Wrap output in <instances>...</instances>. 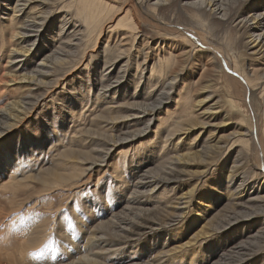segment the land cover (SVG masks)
<instances>
[{"label": "rangeland", "instance_id": "1", "mask_svg": "<svg viewBox=\"0 0 264 264\" xmlns=\"http://www.w3.org/2000/svg\"><path fill=\"white\" fill-rule=\"evenodd\" d=\"M14 1L15 0L0 1V88H2V86L4 88L6 87L5 90L4 88L0 89V106L3 105L12 94L17 92L16 86H13V83L15 85V81L6 83L9 81L7 79H10V77L14 80L15 78L11 76V74L7 76L3 73L11 68L10 59L8 58L11 51L8 50L10 47H8L7 44L14 45L13 38L15 35L13 37L9 36L11 29L7 26L8 22L5 17L12 14L13 11L7 6L13 5ZM50 1L51 0H47L49 3ZM58 1L59 4H57ZM181 1L184 0H176V7L166 8V4L159 6V9H155V13L162 14L168 18L166 20L174 25V27H172L174 29H176V26H182L196 32L202 41L213 45L220 51L224 59H227L228 67L235 69L245 78L248 76L251 79L260 80L261 85L264 86V69H262L264 65H255L257 63L256 61H263L262 58L264 57V53L263 56L261 53L259 54L261 55L260 57L256 55L257 57L253 58V56L250 55L251 53H248L251 50L248 49L244 43L245 38H247L244 36L245 34H243L244 27L238 28L234 25L241 17L250 19L248 16L249 13L264 8V1L241 0L233 5V10L231 13H228L229 17L226 20H221L220 18L212 16L208 11L202 12L197 5H183ZM55 2L50 14H47L48 17L45 22L46 26L49 28V32L42 35L40 38L42 42L37 43V47L33 46V48H38L40 50L39 56L34 57V60L31 61L28 59L33 53L27 57H23L25 58V63L29 62L26 66V70L39 68L41 66L38 64L39 62H46L43 57L47 53H54V50L57 49L56 46L59 41V36L56 35L55 32L59 29L60 24H64L61 18L69 19L72 16L70 19H74L73 21L77 24H79V21L82 24L88 22V19H84L79 12H76L74 4L68 3L72 2V0H56ZM36 3H38V0H32L29 4L33 5ZM112 3H114L113 5L116 10L114 15L111 16V19L114 17L117 18L120 13L123 14L122 11L124 6H129L131 0H114ZM255 3L259 4H257L256 7L251 6V4ZM148 22L144 21L142 18H135V22L132 23L135 26L132 28L135 38L133 37V40H129V44L127 43L126 46L128 48L126 50L124 49V55H122L123 57L115 64L112 73L110 72L111 75H108V72L112 69V66L108 69L107 65L113 61L112 59L115 58L116 52H109V59L107 58L105 61V58L101 59L99 55L96 54V50H101L104 44L111 43V38L107 41V37L114 33V31H109L110 25L113 24L109 21L107 23L109 27L106 26L102 31L97 29L99 32L96 36L95 34L89 33L87 29L85 31L88 33L85 34L83 30L79 35V44L71 45V47L75 46L73 51L75 53L68 58L71 60L61 64L63 65L62 69L64 68V70L67 71H65V73H63L64 70L59 71L63 74H60L57 81H54L55 83L53 86L47 89L48 92L43 96L44 99L39 97L35 105L36 107L30 111V114L23 117L21 120L22 123L20 121L15 122L13 124L15 127L11 128V131L8 132L7 136L16 133L14 137L10 136L12 140H7V142L11 143L12 147L15 140L19 138V131L17 128H22L27 132H31L34 139L41 133L45 134L47 131L48 134L51 135L49 138L44 139L41 144L36 145L38 148L32 151H29V148V153L20 157L22 158V165H19L16 171L12 170L17 182L13 183L11 188L3 190V192L0 191L1 247H6V249L10 248L13 243L15 244L16 238L21 237L30 230L32 232V229L35 227H39V230L42 228L41 233L43 232L42 234L45 235L44 240H42L43 242L40 241L42 243L36 246L32 245L30 250L22 254L23 261L27 262V264H64L69 261L70 258L74 257L73 255L76 252L74 250L77 246L84 245L86 237L91 229L99 227L100 232H109V224L102 221L108 220L111 215L110 212L113 209H116V211L119 210L121 204H123L122 198L129 195L130 189H128V187L124 188L123 182L128 180L129 184L134 183L138 179L139 174L143 172L144 168H151L152 170L149 169L151 172L156 171L157 168H155L153 163L156 155L161 151L167 152L176 142L177 138H173V140L171 139L170 142L168 141L165 147H163L162 140L159 141L158 136L160 133H162V135L165 134L163 129H166L165 126L175 112H181V105H183L184 108L191 107L194 111L199 107H205L206 102L211 106L215 100L217 101L216 105L222 104L221 112L227 113L226 115H228L230 119L228 118L229 120L225 122L226 120L224 119H226V117H221L218 113H214L213 115H216L214 117L210 116L212 123L221 126L220 132L222 134H220V140H228L231 137L228 135V132L232 129H236V124H240L244 128H249L253 125L252 113L246 101L247 99H245L244 93H242V88L239 87L238 84H235L231 77L224 75V73L228 72L225 70L219 72L213 60H209L207 63V54H196L195 51H188L190 42L186 40L187 37L183 31L176 34H163L153 27L154 23ZM118 29L119 28H116V30ZM174 29L171 32H175L176 30ZM141 39L144 40L146 47L142 45V41V46L139 44ZM36 42H38V39L35 40L34 43L36 44ZM21 44H23V42ZM15 46L19 47L18 44H15ZM136 46H139L140 50L137 51ZM17 55H12L15 56L12 59L21 57ZM156 55L160 57L162 55L169 56L170 60L176 58L178 63H173V65L181 67V70L177 73L174 79L175 81H172V91L169 95V99H163L161 105L154 109L148 127L144 128V133L136 136L132 140H128L126 143H122L119 147H110L111 159L100 161V164L104 165L98 166V170L95 168L89 179H86L85 173L82 174L81 177L77 176L70 182L62 183L57 187L48 185V188H44L42 185L44 179L46 178V180H48L53 178L52 173L47 172L53 167L54 158L57 157V153L65 147L67 149L87 150L85 147L88 146L86 145L88 144L86 143L88 134L84 132L87 130L85 127L95 132L98 131L97 126L100 125V123L101 125L105 123L99 121H97L99 123H94L93 115L95 112L93 111H97L96 109H100L107 105V100L105 99L106 97L101 87L111 79H114V76L120 74L122 69L128 68H126L127 71H125L126 74L123 77L125 85L122 87L127 94H114L113 98L109 95L107 98L110 100L112 99L111 103H113L114 108L109 113H105V110H99L98 113L103 116H101V118H106L108 115L127 116L131 113V109L128 108L129 106L139 107V105H146L141 102L148 103L153 101L155 97H158L162 93L163 88L165 89L167 83L170 81L167 72L165 73L163 71V73H160V70L155 69L153 79L157 80V85L149 87L152 91L150 98L146 99L143 97L148 89L147 86L143 88L141 83H136L138 80L137 77L140 76L142 70L146 75L150 73V66L152 62L155 61ZM237 56L241 63L238 62ZM142 59L147 61L146 67L144 68ZM124 62V66H122L117 73L119 66ZM139 65L141 66L139 67ZM207 66H210L217 74H212V71L206 69ZM200 73L201 77H199ZM157 75L159 76L157 77ZM164 76L168 77L164 79ZM254 79L252 83L256 82ZM238 80L240 79L238 78ZM209 82L211 83L209 84ZM151 88H153V90ZM158 88H160V90ZM11 90L12 92H10ZM255 90L258 93L254 95L255 98H252V105H255L256 110H254V115L258 121V133L263 143L262 145H264V93L262 95L259 93L260 88ZM138 92L140 94L136 96ZM177 93L183 94L181 99L182 102L179 103L180 105L178 104V106ZM106 95L108 94L106 93ZM81 99L82 102H79ZM229 102H231V104H228ZM139 109L141 108L139 107ZM209 110L212 111L210 108ZM1 111L2 110H0V112ZM200 111L199 109L196 110L193 115V123H199V125L188 128V133L182 135L181 141L176 144V149L179 147H185L187 149L190 141L194 142L192 147L196 149V147H198L196 144L199 139L201 142V135L203 133L194 140L193 138L198 131L206 133L210 128L205 125V128L202 129L201 126H203L204 120L200 121L201 119L198 120L196 116V113H200ZM176 114L180 115V113ZM148 116H151V114ZM7 121L8 122H5V124L11 123L12 120ZM159 123L161 124L158 128L157 125ZM142 125H144L143 122H137L129 123L126 126L128 129H133ZM98 128L101 129V127ZM121 130H125L124 127L120 129H106L103 133L105 135L117 134L118 136H123L120 132ZM153 130L155 132H153ZM91 136L95 137L98 143L102 142L104 145L107 144L103 142L106 140L103 135L99 138L93 134L90 135V137ZM1 141L2 140H0V143ZM250 147L251 144L247 141L244 143L243 152L241 153L243 155L242 159L244 163H246V169L237 170L238 173L236 177H232L231 180L225 178V176L228 173L230 165L232 168L234 164V160L232 161V159L235 155V150L232 152L229 150L223 151L220 156H216L214 165H210L205 171H201V169H205L206 166L203 164H207L208 161V156L205 154L206 150L192 152V155L190 154L188 159L185 160L187 163L178 166L182 169V173L179 176L180 179L172 183L170 186L172 190H166V196L163 201H161V205H164L170 200V198H168L169 196H173L174 193L191 188L193 184L198 181L194 198L189 208L184 209V211L186 210L184 216L179 217L178 221H174L172 225L164 224L165 226H162L161 224L163 223H161L159 226L155 221H152L151 229L148 227L143 228L141 233L133 235L135 237L132 238L131 236V239L110 246L117 249L114 251H107L104 254L107 258L104 259L99 255L95 257H100L102 261L99 262L102 264H129L131 261L139 264H160L159 260L163 257L157 254V247L142 253L135 249L132 257H127L126 250L134 248L133 245L135 244L138 246H147L158 243V238L161 235L162 238L166 240L168 235H174L175 233L179 234V236L176 237L179 242L186 241L183 244H190L191 240L189 239H191L199 229H204L210 232L194 239L196 240L195 242L192 240L193 244L187 245V247L177 250L176 253H171L169 256H166V259L163 261H168L167 264H174V262L177 264H209V262L220 259L219 256L217 257L216 255L210 254V250L214 248H218L219 250L222 248L221 250L228 252L233 244L232 241H234H231L232 238L242 234V238L245 239L248 234L255 233L258 228H264V223L261 221V217L258 216L257 212L242 220L234 221L231 224L229 223L230 225L226 224L228 221H223V214L227 211L225 203L237 192V189H242V187L246 185L248 193L245 198L258 193V189L247 186L249 182L258 183L259 177L262 174L256 164L255 151ZM96 153L97 152L94 151L93 154ZM194 155L198 156L195 157ZM160 160H162V158ZM16 163L17 162L14 161L12 166H15ZM62 165L57 164L56 167ZM69 165H73L72 170H76L74 171V175L79 172L73 162H70L64 164L63 173L66 172V168ZM221 166L223 167L220 168ZM10 169L8 173L11 172ZM8 173L6 175H8ZM242 177L243 179H241ZM249 184L251 185V183ZM231 190L232 195L231 193L229 194ZM150 197H154V195H148L145 198L148 199ZM142 205L146 207L153 206L151 201H145ZM197 206H200L198 212L201 213L202 216H198L199 220L194 224L195 226H192L188 230V233H184L185 226L197 217L195 216ZM256 208H264V202H258ZM169 210L171 209H163L161 212L162 215L159 214L158 218L163 219L164 215L169 213ZM132 211L135 210L131 209V214ZM130 217H132V215H130ZM141 220L144 221L143 219ZM243 223L246 225H242ZM221 225L223 228L220 227ZM113 237L114 236L109 237L108 240L111 241ZM249 248L250 250H248ZM226 249L227 251H225ZM69 251L72 253H68ZM241 252L244 253H240L243 254L240 264H264V241L257 240L253 242L252 245H248V247ZM41 253L43 254L41 255ZM108 256H111L112 259H109ZM16 258L18 261V255H16ZM210 259H212V261ZM75 264L81 263L77 262Z\"/></svg>", "mask_w": 264, "mask_h": 264}, {"label": "bare ground", "instance_id": "2", "mask_svg": "<svg viewBox=\"0 0 264 264\" xmlns=\"http://www.w3.org/2000/svg\"><path fill=\"white\" fill-rule=\"evenodd\" d=\"M31 1L32 0H15L13 2V5L7 6L11 8V10L13 11L12 14L5 17V19L8 22L7 26L11 29V33L9 34V36L10 37H13L14 35L15 36L13 38L14 45L6 43L7 46L10 47L8 50L11 51L10 56L8 57L10 59L9 62L11 63L10 66L11 68L8 69V71L6 72L4 71L3 73H5L7 76L11 74V76L15 78L14 80L10 77V79H7L9 81L6 83H9L10 81H15V85L13 83V86H16L17 92L12 94L9 97V99L3 105L0 106V110H2L0 112V129H2L0 130L1 131L0 140H2L0 143V181L2 180L0 182L1 192H3V190H7L11 188L12 187L11 185L17 182L15 175L12 173V170L16 171L18 166L22 165L21 164L22 158L20 157L25 156L27 153H29V151L38 148V146L36 145L41 144L44 139L49 138V136H51L50 134H48L47 131L45 134L41 133L36 139H34V137L31 135V132H27L22 128H17V130L19 131L18 132L19 138L15 140L12 147L11 143L7 142V140L8 139L12 140L10 136L14 137L16 133L8 136L7 134L9 131H11V128L15 127V125L13 124L15 122H19V121L21 122L24 116H28L30 114V111L36 107L35 105L38 102L39 97L44 99L43 96H45V94L48 92L47 89L53 86V84L57 81V78L60 77V74L62 75L63 73H65V71H67L64 70V68L62 69L63 65L61 64L65 61L71 60L68 58H70V56H72V54L75 53L73 52L75 46L71 47V45L79 44L80 33L83 30L85 31L87 29L89 33H92L93 35L95 34L96 36L100 30L101 31L104 30V28L107 26V23L109 21L111 24H113L110 25L109 31L110 32L114 31L113 35H109L107 37L108 38L107 41H109V38H111L110 40L111 43H106L104 44L101 50L98 49L96 50L97 51L96 54H98L101 59L105 58L104 59L105 61L108 58L109 52L112 51L116 52L115 58L112 59L113 61L109 65H107L108 69H110V67L112 66L111 67L112 69L108 72V75L109 74L111 75L115 64H117V61H119L120 58L123 57L122 56L124 55L123 51L124 49L126 50L128 48L126 45L127 43L129 44V40H133L134 33L132 32V28L134 25L132 23L135 22V18H140V19L142 18L146 22L149 21L150 23H154L153 27L158 31H161V33L163 34H176L180 31H183L187 37L186 40L190 42V48L188 51H195L196 54H204V53L207 54L208 57L207 63L209 62V60H213V63H216L219 72H222L224 70L228 72V73H224V75L231 77L233 82L235 84H238L239 87L242 88L243 91L242 93H244L245 99H247L246 101L248 102V106L250 107V111L253 117V122H252L253 125H251V127L244 128L242 127V125L236 124V129H232L230 132H228V135H230L231 137L228 140H220V134H222L220 132L221 126L217 125L216 123H212L210 116L214 117L216 115L213 114L218 113L219 116L226 117V119L224 120H226L225 122H227V120H229L230 117L226 115L227 113L221 112L222 104L216 105L217 101L215 100L211 106L210 104H208V102H206L205 107L203 108L199 107L194 111L192 110L191 107L184 108L183 105H181L182 106L181 112H175V114L172 116V118H170V121L165 126L166 129H163V132H165V134L162 135V133H160L158 136L159 141L162 140L163 147H165L166 143L168 141L170 142L171 139L173 140V138H177V140L176 142L173 141L175 143L174 145L171 146L170 150H168L167 152L161 151L156 155L155 160H153V163L155 165V168H157V170L151 172L149 170L151 168H144L143 172L139 174L138 179L135 182L133 180L134 183L129 184L128 180H125L123 182V187L124 188L128 187V189H130L129 195L123 198L120 197L123 199V204H121L119 210L116 211V209H113L110 212L111 215L108 218V220L102 221L104 223L109 224V232L108 231L100 232L99 227L91 229L90 233L86 237L84 245L77 246V248L74 250L76 251L75 254L73 255L74 257L70 258V260L64 264H75L77 262L81 264L82 263L102 264L101 262H99L102 260L100 259V257L96 258L95 257L96 255H99L104 259L107 258L104 255L107 251H114L117 249L115 247L112 248L110 246L117 245L118 242L131 239V236L132 238L135 237L133 235H137L141 233V230L143 228L148 227L151 229L152 221H155V223L158 225L163 223L161 225L165 226L164 224L172 225L174 221H178L179 217H183L184 214L186 213V210L184 211V209H188L192 203L198 181L195 182L191 188L182 192L174 193L173 196H169L168 198H170V200L164 205H161V201H163V199L166 196V190H172V188L170 189L172 183L177 182L180 179L179 176L182 173V169L179 168L178 166L180 164H186L187 162L185 160L188 159V156L192 152H197L198 150L201 151L206 150L205 154L208 156L207 164H203L206 167L205 169H201V171H205L210 165H214L216 156H220V154H222L223 151L229 150L232 152L235 150V155L233 156L232 159V161L234 160V164L232 165V168L230 165L228 173L225 176V178L231 180L232 177H236V174L238 173L237 170H242L243 168L246 169L245 168L246 163H244L242 159L243 155L241 153L243 152L244 143L249 141V143L251 144L250 148H253L255 151L256 164L260 169V171L262 172V174L259 177L258 183L249 182L251 183V185L249 183L246 184L248 187L251 188L253 187L254 189H258V193L248 198H245L248 193L246 185L243 186L242 189L241 188L237 189L236 190L237 192H235L234 195L231 198H229L230 200L227 199L228 201L227 203H225L227 206V211L223 214L224 217L223 221L226 220L228 221L226 222V224L229 223L231 224L234 221L242 220L246 217H249L253 213L257 212L258 216L261 217V221L264 223V208L262 209L256 208L258 202L260 201L264 202V145H262L263 143L261 142L258 133L259 132L258 121L256 119V116L254 115L255 112L254 110H256L255 105L254 104L252 105V98H255L254 95L258 93L255 89L260 88L259 93L261 95L264 93V86L261 85L260 80L253 78L254 80H256V82L252 83L253 79H251L248 76H246V78H248L246 79L242 74L237 72L235 69L228 67V63L226 61L227 59H224V56L220 53V51L216 49L213 45L202 41L200 36L197 35L196 32H193L192 30L182 26H176V29H174L172 28L174 27V25L166 20L168 18H166L162 14L155 13V9H159V6L165 4L167 5L166 8L168 7L171 8L173 6L176 7V0L175 1L174 0H165V1L164 0H131V4L129 6L128 5L124 6V9L122 11L123 14L120 13L121 15L119 14L117 18L114 17L112 19L111 16L114 15L116 10L115 6L113 5L114 3H112L114 2V0H72V2H68V3L74 4V6L76 7V12H79L80 15L84 17V19H88V22H84L83 25L82 23H80V21L79 24H77L75 21H73L74 19L73 20L70 19L72 16L69 19L61 18V21L62 22L64 21V24L63 25L60 24L59 25L60 30L58 29L55 32V34L59 36V41L56 46L57 49L54 50V53L52 52L47 53L43 57V59H45L47 63L39 62L38 64L41 65L39 68H35V69L31 68L30 70H26V66L29 62L25 63L24 61L25 58L23 57H27L31 53H33V55L29 56L28 59L29 61H31L34 60V57L39 56L40 50L38 48H33V46L37 47V43L42 42L40 39L42 35H44V33L46 32H49L48 30L49 28L48 26H46L45 22L48 17L47 14H50L52 10V6H54V3H56L55 2L56 0H51L50 3L47 2V0H38V3L30 5L29 3ZM239 1L241 0H228V1L184 0L181 1V3L183 5H191V6L197 5L198 8L202 10V12L208 11L210 15L220 18L221 20H226L229 17L228 13H231L233 10V5H235ZM260 1H264V0H260ZM57 4H59V1L57 2ZM257 4L259 3L251 4V6L256 7ZM104 10L106 11L103 12ZM248 16L250 17V19L241 17L234 25L238 28L244 27L243 34H245L244 36L247 37L245 38L244 43L245 46L251 50L248 53H251L250 55L253 56V58L257 56L260 57L261 55L263 56L264 53V8L257 9L254 12L249 13ZM116 28L119 29L116 30ZM97 29L99 31H97ZM173 29L176 31L171 32L173 31ZM256 30H260V31H256ZM88 32L85 31V34ZM29 38H33V39H29ZM37 39L38 42H36L35 44L34 42ZM141 41L143 42L142 45L145 46L143 39L140 40L139 44L141 45L142 43ZM22 42L23 44H21ZM15 44H18L19 47L15 46ZM139 46L138 47L136 46L137 51L140 50L141 46L140 47ZM17 54H19L21 57L12 59L13 57H15L12 55H17ZM237 59L239 62L238 56ZM262 60L263 61H259V62L256 61L257 63L255 65L257 66L264 65V57L262 58ZM146 62H147L146 60L142 59L143 68L146 67ZM173 63H178L176 58L170 60L169 56L162 55L160 57L159 55H156L155 61H153L150 66L151 67L150 73L146 75L144 74L143 70L141 71L140 76L137 77L138 80L136 83H141V86H143V88L147 86L148 89L143 95V97L146 99L150 98L152 94V91L149 89V87L157 85L156 83L157 80L153 79L155 69L160 70V73H163V71L165 73L167 72L170 77V81L167 83V87L164 86L165 89L163 88L162 93L158 97H155L153 101H150L148 103L142 101L141 103L146 105H139L141 109H139V107L129 106L128 108L131 109L130 111L131 113L127 116L108 115L106 118H101L102 115L98 113L99 110L101 111L105 110V113H109L114 108L113 103H111L112 99L110 100L107 98L109 95L111 96V98H113L114 94H124V95L127 94L122 88L125 85V80H123V77L126 74L125 71H127L126 70L127 67L125 69H122L120 74L114 76V79H111L109 82L103 85L101 89L105 94L104 96L106 98L105 97L104 98L107 100L106 101L107 105L101 107L100 109H96L97 111H93L95 112V114L93 115L94 116L93 121L94 123H96L97 121L105 122V123H103L102 125L100 123V125L97 126L98 131L95 132H92L93 130H88V128L85 127V129L87 130H85L84 132L85 134L86 133L88 134V136L86 137L87 139L86 143H88L86 145L88 146L85 147L87 148V150L67 149L65 147L63 148V150H60L57 153V157L54 158L53 167L51 168L50 171L47 172V173H52L53 178L48 180H46L45 178L44 181L42 182L43 187L48 188V185H50L51 187H57L62 183L70 182L77 176L81 177V175L85 173H86V179H89L95 168H97L98 170L99 169L98 166L104 165V164H100V161L111 159L112 156L110 155L111 153L110 147L112 146L119 147L122 143H126L128 140H132L138 135H142L144 133V128L148 127L154 109L158 108L159 105H161L163 99L166 100L169 99V95L172 91L171 90L173 84L172 81L176 78L177 73H179V71L181 70V67L174 66ZM124 64L125 62L119 66L117 73L121 69V67L124 66ZM140 66L141 65H139V67ZM206 69L212 71V74L213 73H215V75L217 74L210 66H207ZM262 69H264V67H262ZM60 70H64L63 73H60L59 72ZM158 76L159 75H157V77ZM167 77L168 76L166 77L164 76V79H166ZM199 77H201V73ZM237 77L240 80H238ZM210 83L211 82H209V84ZM2 88L4 87L2 86ZM151 89L153 90V88ZM158 89L160 90V88ZM10 92H12V90ZM106 93L108 95H106ZM139 94L140 93L138 92L136 96H138ZM177 94H178V98H177V106H178V104L182 102L181 99L183 97V94L180 93ZM79 102H82V99L81 101L79 100ZM228 104H231V102H229ZM209 108L212 111H210ZM198 109L201 110L200 113H196L198 120L199 119H201L200 121L204 120L203 126H201L202 129L205 128V125H207L210 128L207 130L206 133H204L203 131H198V133L195 135L193 140L203 133L201 135V142L199 139V141L196 144L198 146L196 147V149L195 148L193 149L192 147L194 143L193 141H190L187 149L185 147L183 148L179 147L180 149L179 148L176 149V144L179 141H181L183 134L188 133V128H192L195 125L196 126L199 125V123H193L194 121L193 115ZM176 113H180V115ZM149 114H151V116H148ZM7 120H12V121L11 123L5 124V122H8ZM137 122H141V123L143 122L144 125L135 127L133 129L132 128L128 129V127L126 126L129 123H137ZM161 123L157 125L158 128L160 127ZM43 127L45 128L44 124ZM98 127H101V129H99ZM121 127H124L125 129L120 131L123 134V136L121 135L118 136L117 134L105 135L103 133L106 131V129H110V128L120 129ZM153 132L155 131L153 130ZM92 134L96 135L98 138L101 135H103V137H105L106 139V140L104 139L105 141L103 142H106L108 145L107 144L104 145L102 142L98 143L97 142L98 140L95 137L93 136L90 137V135ZM94 151L97 153L93 154ZM194 156L196 157L198 155H194ZM161 158L162 160H160ZM14 161H16L17 163L15 164V166H12ZM70 162H73V164L79 170V172H77V174L75 175H74V171L76 170H72L73 165H69L66 168V172L63 173L64 164ZM197 163L200 164L199 162ZM57 164L60 165L63 164V165L56 167ZM222 167L223 166H221L220 168ZM9 169L11 171L10 173H8ZM7 173L8 175H6ZM72 175L74 176L71 177ZM241 179H243V177ZM231 192L232 190L229 192V194ZM143 195L146 196L154 195V197H150L146 199L145 198L146 196ZM145 201H151V204L153 206L146 207L142 205L143 202ZM168 208L171 209L169 210V213L165 214L163 219H159L158 216L159 214H161L163 209L167 210ZM196 208L197 210L195 212L196 213L195 216L197 217H195L193 221H191L189 224L185 226L184 233H188V230L192 226H195L194 224L198 222L199 220L198 216H202V214L198 212L200 206H197ZM131 209L135 210L132 211V214H131ZM130 215H132V217H130ZM141 219H143L144 221H142ZM242 225H246V224L243 223ZM220 227L223 228L222 225ZM41 231L42 228L39 230V227H35L34 229H32V232L30 230L28 233L23 234L25 236L22 235L21 237L16 238L15 244L13 243V245L11 246L12 248L10 247L6 249V247H1L0 245V264H27V262L23 261L22 254L30 250L32 245L36 246L37 244L43 242L42 240H44L45 235L42 234L43 232L41 233ZM209 232L210 231H205L204 229H199L192 236V238L189 239L191 240L190 244L188 243L183 244L186 241L179 242V240L176 239V237H178L179 234L176 233L174 235H168L166 240H164V238H162L161 235L158 238V243H154L152 245H147V246L146 245L138 246L137 244L133 245L134 248H131L130 250H126L127 257H132L133 251L135 249L139 250L142 253L146 250H150L152 248L157 247L158 248L157 254L163 257L159 260V263L167 264L168 261H163L164 259H166L165 258L166 256H169L171 253H176L177 250H181L183 247H187V245L193 244L192 240L197 239ZM241 235L231 239V241L232 240L234 241H232L233 244L231 243L232 246L228 252H224L223 250H221L222 248L219 250L218 248H214L213 250H210L209 251L210 254L216 255L217 257L219 256L220 259H216L214 261L210 259L212 262H209V264H240L243 255L240 253H244L241 252L243 249L247 248L248 245H252V243L257 240L264 241V228L263 227L258 228L255 233L248 234V236L245 239H243ZM111 236L114 237L110 241L108 239ZM195 241L196 240H194L193 242ZM248 250H250V248ZM225 251H227V249ZM68 253H72V252L69 251ZM16 255H18L19 258L18 261ZM108 258L112 259L111 256H108ZM39 264H50V263H39ZM129 264H139V263L131 261ZM174 264L177 263L174 262Z\"/></svg>", "mask_w": 264, "mask_h": 264}, {"label": "snow or ice", "instance_id": "3", "mask_svg": "<svg viewBox=\"0 0 264 264\" xmlns=\"http://www.w3.org/2000/svg\"><path fill=\"white\" fill-rule=\"evenodd\" d=\"M54 251V250H53ZM43 253H41V255H42Z\"/></svg>", "mask_w": 264, "mask_h": 264}]
</instances>
